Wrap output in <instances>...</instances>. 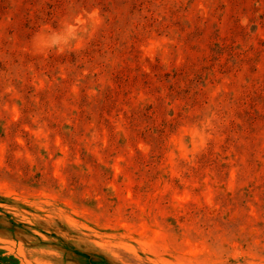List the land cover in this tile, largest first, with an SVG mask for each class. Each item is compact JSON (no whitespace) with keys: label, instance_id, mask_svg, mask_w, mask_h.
Masks as SVG:
<instances>
[{"label":"rangeland","instance_id":"obj_1","mask_svg":"<svg viewBox=\"0 0 264 264\" xmlns=\"http://www.w3.org/2000/svg\"><path fill=\"white\" fill-rule=\"evenodd\" d=\"M0 264H264V0H0Z\"/></svg>","mask_w":264,"mask_h":264}]
</instances>
